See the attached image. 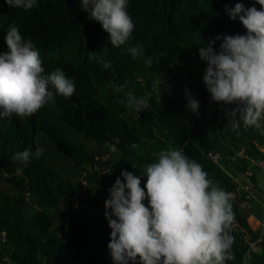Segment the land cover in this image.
<instances>
[{
	"label": "trees",
	"instance_id": "16d2710c",
	"mask_svg": "<svg viewBox=\"0 0 264 264\" xmlns=\"http://www.w3.org/2000/svg\"><path fill=\"white\" fill-rule=\"evenodd\" d=\"M236 3L261 8L256 0H128L132 38L113 47L81 0H37L28 11L0 0V53L8 51L5 37L15 25L34 43L44 74L59 68L76 89L30 117H0V264H114L105 218L108 189L122 170L140 176L168 149L182 150L216 186L236 194L235 258L226 264H242L249 241L255 249L247 264H264V229H252L240 205L245 173L254 184L262 170L257 162L264 159V135L243 125L231 130L222 107L235 105L211 99L203 81L207 64L199 56L217 35L246 34L239 18L225 11ZM221 43L216 40L214 49ZM138 45L144 55L133 58L129 48ZM149 56L151 67L144 63ZM110 82L145 98L148 108L137 113L125 107ZM154 82L162 84L159 98ZM185 88L199 102L198 115L186 107ZM132 143L139 148H129ZM37 147L44 149L39 159L24 166L12 161L14 153H35Z\"/></svg>",
	"mask_w": 264,
	"mask_h": 264
},
{
	"label": "clouds",
	"instance_id": "9594fccd",
	"mask_svg": "<svg viewBox=\"0 0 264 264\" xmlns=\"http://www.w3.org/2000/svg\"><path fill=\"white\" fill-rule=\"evenodd\" d=\"M5 3L25 11L38 6L37 0ZM256 3L260 10L245 8L242 3L226 7L230 19L239 18L246 34L217 35L207 47L199 48V56L207 64L203 81L211 99L224 106L235 105L222 107L231 130L238 132L243 125L264 135V0ZM81 4L88 18L108 33L113 47L132 38L135 25L127 11L128 0H81ZM221 39L217 51L213 45ZM5 42L8 51L0 53V117L27 118L54 103L55 96H73V79L59 68L45 75L34 43L24 39L15 25L7 31ZM129 52L133 58L144 55L139 45ZM101 63L105 69L112 67L111 61ZM144 63L151 67L152 58H145ZM162 84L154 82L152 88L158 98L163 94ZM109 86L123 94L119 102L128 109L139 113L148 108L145 98L125 92L124 86L111 82ZM184 91L186 107L198 115V100L186 88ZM128 147L136 149L139 144ZM43 152L42 147L35 153L25 149L11 159L24 166ZM132 167L136 169L134 164ZM23 170L17 167L16 174L22 175ZM141 177H146L143 188ZM108 191L105 218L111 229L108 249L114 264H137V258L139 264H226L235 258L232 194L216 186L203 167L182 150H161L156 162L147 165L140 176L122 170Z\"/></svg>",
	"mask_w": 264,
	"mask_h": 264
},
{
	"label": "crops",
	"instance_id": "0c3cea01",
	"mask_svg": "<svg viewBox=\"0 0 264 264\" xmlns=\"http://www.w3.org/2000/svg\"><path fill=\"white\" fill-rule=\"evenodd\" d=\"M264 152V147L261 148ZM263 173V177L260 175ZM252 211L247 215V220L252 229H257L262 223H264V170L258 173L257 179L255 180L252 192ZM253 205L256 207V213L254 212Z\"/></svg>",
	"mask_w": 264,
	"mask_h": 264
},
{
	"label": "built area",
	"instance_id": "2783aa9c",
	"mask_svg": "<svg viewBox=\"0 0 264 264\" xmlns=\"http://www.w3.org/2000/svg\"><path fill=\"white\" fill-rule=\"evenodd\" d=\"M257 165L260 166L262 170H264V159L258 161ZM248 176H251L250 171H247L245 173V178L240 181L241 188L244 191H246V194L244 195L243 200H241V203H240L241 207L245 210L250 209L251 205H250L249 200L251 199V196H252L251 192H252V187H253V183L250 180H248V178H246ZM231 194H232V196L236 195L233 192ZM260 227L263 230L264 229V223H262L260 225ZM254 249H255L254 243L252 241L247 242V247L245 248V251H244V257H243L242 264H247L250 252Z\"/></svg>",
	"mask_w": 264,
	"mask_h": 264
},
{
	"label": "rangeland",
	"instance_id": "374dc122",
	"mask_svg": "<svg viewBox=\"0 0 264 264\" xmlns=\"http://www.w3.org/2000/svg\"><path fill=\"white\" fill-rule=\"evenodd\" d=\"M252 204V201L250 202V205ZM253 210H254V212L256 213V207H255V205H253ZM242 211H243V213H245V214H249V212L248 211H246L245 209H242ZM236 227V225H235V223L233 222V224H232V226H231V228H235Z\"/></svg>",
	"mask_w": 264,
	"mask_h": 264
},
{
	"label": "water",
	"instance_id": "95a60500",
	"mask_svg": "<svg viewBox=\"0 0 264 264\" xmlns=\"http://www.w3.org/2000/svg\"><path fill=\"white\" fill-rule=\"evenodd\" d=\"M263 177V173L260 174Z\"/></svg>",
	"mask_w": 264,
	"mask_h": 264
}]
</instances>
